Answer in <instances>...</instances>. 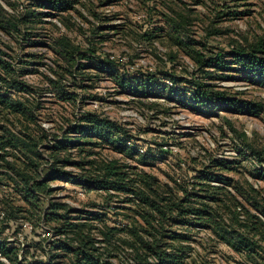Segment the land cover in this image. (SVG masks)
<instances>
[{
  "label": "rangeland",
  "instance_id": "1",
  "mask_svg": "<svg viewBox=\"0 0 264 264\" xmlns=\"http://www.w3.org/2000/svg\"><path fill=\"white\" fill-rule=\"evenodd\" d=\"M76 1L67 9L56 10L49 4L33 5V0H0L8 13L22 21L17 30L0 26V59L11 63L16 77L31 86L30 92L16 95L30 99L34 113V119H26L3 109L0 120L30 136L45 158L39 161L42 172L47 173L51 165V141L64 136L82 112L96 111L117 121L132 136L126 142L129 150L98 146V157L117 159L151 173L170 197H183L185 189L200 191L198 175L205 167L232 176L240 188L253 184L264 195V106L258 114L201 107L192 101L191 87L195 80L215 83L238 91L241 99L264 104V84L215 67L204 66L214 73L206 74L195 58L201 55L209 60L221 53L230 59L234 48L248 47L264 37V0ZM32 9L41 13L29 18L35 22H27L25 14ZM7 12L3 13L5 19L11 16ZM61 36L76 46L72 63L55 50ZM108 62L113 70L102 68ZM123 72L157 76L167 72L185 81L175 86L171 78L162 77L166 87L156 83L154 90L139 95L121 86L118 75ZM220 72L227 74L216 78ZM60 73H64L62 80L73 99H63L50 82L49 77ZM66 134L75 137V133ZM218 160L228 161L227 165L219 168L215 165ZM63 169L79 171L71 164ZM37 191L36 205L24 199L12 180L0 175V199L7 197L9 203L25 209L15 212L16 226H0V240L15 241L20 257L28 260L48 261L51 253L60 251L53 245L57 239L72 241L69 234L56 230L66 217L103 211L104 222L81 220L97 227L106 223L128 229L138 219L135 204L125 200L123 192L86 191L61 179H51ZM51 203L67 206L51 209ZM47 212L68 215L45 220L42 214ZM171 222L167 220L166 225L182 236L166 238L167 246L184 253L181 264H251L246 253L220 240L211 229ZM93 229L94 237L100 238L99 230ZM128 229L117 231L111 242H97L96 254L102 264H137L131 249L119 238Z\"/></svg>",
  "mask_w": 264,
  "mask_h": 264
},
{
  "label": "trees",
  "instance_id": "2",
  "mask_svg": "<svg viewBox=\"0 0 264 264\" xmlns=\"http://www.w3.org/2000/svg\"><path fill=\"white\" fill-rule=\"evenodd\" d=\"M47 1L44 3L42 0H33L32 4H49L51 8L61 10L77 2ZM6 12L0 3V26L6 30H17L22 21L15 14L8 12L11 16L7 17L8 20L5 19L3 13ZM39 13L41 12L32 9L25 14V20L35 22L31 19ZM75 47L67 36H61L57 40L55 50L63 55L65 61L72 63ZM230 56L231 58L227 59L223 54L216 53L209 60L201 55H196L195 58L206 74L214 75L213 71L205 69L204 66L215 67L217 71L240 72L244 74V78L258 80L264 84V37L258 38L248 47L234 48ZM104 66L102 68L106 71L114 68L111 62ZM81 67L80 64L79 68ZM15 73L11 63L0 59V110L6 109L8 113L34 119L30 99L16 95L21 91L30 92L31 86L19 80ZM135 73L123 72L118 75V80L124 89L130 88L139 95L143 91L154 90L156 83L166 87L162 77L171 78L175 86L185 81L184 78L167 72L161 76L153 73ZM63 74L49 77V80L63 99H73V93H69L65 88ZM225 74L227 73L220 72L216 74V78L221 79ZM216 86L215 83L195 80L191 86L192 101L205 108L249 114H258L263 109L264 104L257 99H241L237 96L238 91L234 93L229 87ZM164 87L159 88L164 90ZM178 91L176 89V93ZM70 132L75 133V137H67L66 133ZM64 133V136L51 141V165L48 166L47 173H44V168L40 169L39 161L45 158L37 145L32 144L30 136L16 131L8 121L0 120V175L12 180L24 199L31 202L33 200L36 205L40 197L37 189L45 187L51 179L78 184L86 191L104 190L109 195L123 192L127 194L125 200L135 204L134 210L138 219L136 218V223L128 229L125 226H109L106 223L97 227L87 220H81L93 218L104 222L106 214L103 211H85L86 217H66L65 223L56 230L69 234L68 237L72 241L57 239L53 245L60 251L51 253L48 261L21 258L15 241L0 240V264H102L100 256L96 254L100 246L97 242H111L117 231L126 229L129 233L119 238L131 249L137 264H181L184 253L174 246H167L166 238L177 240L182 233L173 230L171 225L167 226V220L172 221L171 224L209 228L220 240L246 253L251 264H264V254H261L264 252V195L253 184L248 188H240L232 176L205 167L198 175L200 191L185 189V195L176 199L165 193L163 184L151 173L135 169L117 159L105 160L98 157V146L111 145L121 152L129 150L126 142L131 140L132 136H129L117 121L96 111H84ZM74 148L75 154L70 151ZM216 162L215 165L220 168L227 165L228 161ZM66 164L76 166L79 171L64 170ZM51 190L52 188H49L48 191ZM6 198L0 199V226L14 227L18 224L15 212L25 209L13 205V202L9 203ZM62 205L67 206L66 203H51L49 207L52 209ZM242 214L244 217H241ZM56 215L59 214L47 212L45 215L43 213L42 217L49 220L53 217L63 218L68 214ZM93 228L102 234L100 238L94 237ZM150 257L153 259L150 260Z\"/></svg>",
  "mask_w": 264,
  "mask_h": 264
}]
</instances>
